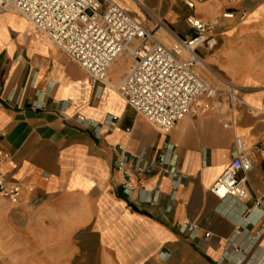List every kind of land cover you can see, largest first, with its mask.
<instances>
[{"label": "crops", "instance_id": "crops-1", "mask_svg": "<svg viewBox=\"0 0 264 264\" xmlns=\"http://www.w3.org/2000/svg\"><path fill=\"white\" fill-rule=\"evenodd\" d=\"M113 1L148 30L141 10H154V0ZM191 1L192 10L173 5L176 35L153 34L163 46L172 48L193 35L180 22L185 16L205 22L218 17L214 42L222 38V28L228 31L223 41H234L264 25V0ZM226 12L239 19L244 13L247 20L221 18ZM253 37L248 55L254 60L245 59L234 78L238 100L230 102L225 94L201 98L197 112L159 133L116 91L133 65L128 53L111 64L104 81L91 83L20 14L0 10V149L9 155L1 170L21 186L17 204L0 198V206L9 208L0 232L12 233L13 219L23 220L18 232L25 241L17 248L27 251L26 264H259L264 257V234L256 239L264 226V35ZM217 52L204 60L214 61ZM197 73L209 82L200 69ZM236 137L244 147L245 169L237 174L244 179V193L220 199L211 187L235 157ZM143 152L164 154L179 179H132V190L125 191V176L113 163L121 153Z\"/></svg>", "mask_w": 264, "mask_h": 264}, {"label": "built area", "instance_id": "built-area-1", "mask_svg": "<svg viewBox=\"0 0 264 264\" xmlns=\"http://www.w3.org/2000/svg\"><path fill=\"white\" fill-rule=\"evenodd\" d=\"M194 4V1L186 3L190 10ZM0 10L20 14L36 32L75 62L91 83L104 81L111 64L121 54H130L133 65L116 91L136 115L159 133L171 129L186 114L197 112L201 98L225 94L230 102L238 100L234 87L213 88L197 73L202 62L197 50L211 49L215 45L211 35L219 24L218 17L205 22L188 16L185 20L193 35L179 39L174 48L169 49L113 0H0ZM221 18L231 19L233 13H223ZM181 52L186 57L181 56ZM234 149L235 157L211 187V192L220 199H237L244 193V179L237 178L245 169L240 138L234 139ZM8 157L0 149V198L15 205L21 196V186L9 181L1 170ZM113 168L125 176L127 192L132 190V179L153 175L179 179L173 164L161 153L150 157L144 152L129 156L121 153ZM194 228L187 227L188 230ZM263 234L264 226L256 239ZM259 264H264V257Z\"/></svg>", "mask_w": 264, "mask_h": 264}, {"label": "rangeland", "instance_id": "rangeland-1", "mask_svg": "<svg viewBox=\"0 0 264 264\" xmlns=\"http://www.w3.org/2000/svg\"><path fill=\"white\" fill-rule=\"evenodd\" d=\"M190 1L191 0H154L155 9L149 11H145L142 9L141 11L143 16H141V18L144 20L145 24L147 25L148 30H151L153 34L155 32H159L165 35L166 37H168L169 35L170 36L176 35L175 31L177 29L176 26L177 22H174L170 18V14L177 12L173 8L174 7L173 5L175 3H180L181 9L185 11V10H189L186 3ZM249 4H251V2ZM241 16H243V19L241 18ZM187 17L188 16L183 17L184 19L179 18L181 20L180 21L181 24L187 25L185 22V19ZM233 17L239 19L234 14ZM246 17L248 18V13ZM244 19L245 16L244 13H242L240 15L239 20L240 21L247 20ZM238 22L239 21H237V23ZM239 23H243V22H239ZM226 32H228L226 27L222 28L218 33L222 38L216 40L214 42L215 45L211 49L205 48L204 53L202 52L201 54L199 53V57L203 62V67L200 66V68L198 69H200L201 75L205 76L209 80V82L207 80L206 81L209 83L211 87L217 89H227V87L231 86L234 87V89H238L240 87H238L235 84L234 78L238 74V71L242 67V63L245 61V59L246 61L254 60L253 56H251L250 54L248 55V53L253 52L254 49L252 44L253 42H251V39L255 35L256 36L264 35V25L252 27L244 32H241L239 36H236L233 39L234 41H229V40L223 41V36L224 33ZM235 39H237V41H235ZM174 46L169 49H173ZM214 47L216 49H213ZM215 52H217L218 55L214 61L207 62V60H204V57H206L207 54L211 55V54H215ZM181 56L186 57V54L184 52H181ZM7 209L9 208L5 206L4 207L0 206L1 228H3L2 226L7 225V223L4 224L1 223V221H3L4 219L5 221H7V214H6ZM23 226H24L23 220L13 219L12 233L8 234V233L0 232V264L27 263L26 255H25L27 251L21 248H17L18 243L25 241L23 234L18 232L21 231Z\"/></svg>", "mask_w": 264, "mask_h": 264}, {"label": "bare ground", "instance_id": "bare-ground-1", "mask_svg": "<svg viewBox=\"0 0 264 264\" xmlns=\"http://www.w3.org/2000/svg\"><path fill=\"white\" fill-rule=\"evenodd\" d=\"M132 49L129 48V52L131 51ZM201 67H203V62H201ZM219 194H222V192L220 191Z\"/></svg>", "mask_w": 264, "mask_h": 264}]
</instances>
